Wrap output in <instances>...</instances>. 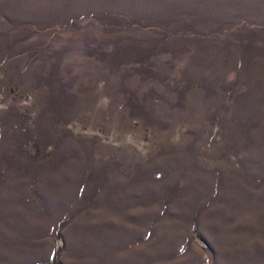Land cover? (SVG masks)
Masks as SVG:
<instances>
[{"label":"rangeland","instance_id":"374dc122","mask_svg":"<svg viewBox=\"0 0 264 264\" xmlns=\"http://www.w3.org/2000/svg\"><path fill=\"white\" fill-rule=\"evenodd\" d=\"M103 254L264 264V0H0V264Z\"/></svg>","mask_w":264,"mask_h":264},{"label":"crops","instance_id":"0c3cea01","mask_svg":"<svg viewBox=\"0 0 264 264\" xmlns=\"http://www.w3.org/2000/svg\"><path fill=\"white\" fill-rule=\"evenodd\" d=\"M54 250L55 249H53V251L47 256L48 257V259H47V262H50V261H52V257H53V254H54ZM105 254H103L101 257L99 256V255H96V260H97V262H99V261H102V264H103V262L104 261H106V259L107 258H105V256H104ZM108 260V259H107ZM16 261H18V260H16ZM41 261H42V259L41 260H30V262L29 263H25L24 262V260H23V262L22 263H16V264H41ZM50 264V263H49ZM99 264V263H98Z\"/></svg>","mask_w":264,"mask_h":264},{"label":"trees","instance_id":"16d2710c","mask_svg":"<svg viewBox=\"0 0 264 264\" xmlns=\"http://www.w3.org/2000/svg\"><path fill=\"white\" fill-rule=\"evenodd\" d=\"M59 240H57L56 239V253L54 254V256H53V259H55L56 258V256H57V253L59 252Z\"/></svg>","mask_w":264,"mask_h":264}]
</instances>
